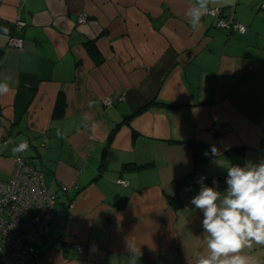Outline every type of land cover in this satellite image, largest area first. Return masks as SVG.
<instances>
[{"label":"crops","instance_id":"0c3cea01","mask_svg":"<svg viewBox=\"0 0 264 264\" xmlns=\"http://www.w3.org/2000/svg\"><path fill=\"white\" fill-rule=\"evenodd\" d=\"M262 3L211 0L239 32L209 14L193 30L185 12L196 0H0V183L26 141L21 155L55 196L36 264H132L129 242L137 264L207 255L203 212L190 203L200 185L180 186L178 208L170 198L204 146L219 154L191 179L222 194L236 160L264 161ZM239 254L264 264V245Z\"/></svg>","mask_w":264,"mask_h":264},{"label":"clouds","instance_id":"9594fccd","mask_svg":"<svg viewBox=\"0 0 264 264\" xmlns=\"http://www.w3.org/2000/svg\"><path fill=\"white\" fill-rule=\"evenodd\" d=\"M210 3L211 0H196L185 12L193 30H197L201 18L210 13ZM8 91V85L0 83V95ZM26 148L25 141L13 152ZM218 154L215 146L204 153L208 157ZM204 179H198L199 191L190 201L195 209L203 212L207 245V255L197 254L196 264H257L253 257L239 253L245 247L251 248L253 243L264 245V161L247 162L243 167L229 166L224 194L216 186L205 185ZM127 248L134 254L132 264H137L141 255L139 247L129 242Z\"/></svg>","mask_w":264,"mask_h":264},{"label":"built area","instance_id":"2783aa9c","mask_svg":"<svg viewBox=\"0 0 264 264\" xmlns=\"http://www.w3.org/2000/svg\"><path fill=\"white\" fill-rule=\"evenodd\" d=\"M261 6L264 7V3ZM210 9L209 15L216 18V28L246 31L244 25L234 20L228 21L219 8ZM85 19L86 15L81 14L78 22ZM24 25L22 20L17 19L15 22L16 29ZM22 43L20 36H11L7 46L21 49ZM103 103L110 105L109 98H105ZM24 142L20 141L15 146ZM13 161L9 178L0 183V243L3 246L0 264H36L40 249L35 242L50 234L55 196L47 191L43 172L30 164L21 152H17ZM219 180L220 177L211 176L208 182L215 185ZM199 185L195 178L191 179L181 187L180 193L191 192ZM25 214H28L26 218Z\"/></svg>","mask_w":264,"mask_h":264},{"label":"trees","instance_id":"16d2710c","mask_svg":"<svg viewBox=\"0 0 264 264\" xmlns=\"http://www.w3.org/2000/svg\"><path fill=\"white\" fill-rule=\"evenodd\" d=\"M204 147L206 149L205 152L210 151V149H211V148L207 149V146H204ZM204 153H195L194 154V172L192 174H190V175L182 177L181 179H179L176 182L175 185H176V190L177 191H176L175 195L170 198V203H172L174 208H178V206H179L178 191H179L180 186L183 185V184L189 183L191 178L194 177L193 175L201 176V175L204 174L205 168L207 166V162L212 158V157L205 156ZM240 162H241L240 160L239 161L236 160L234 162V165L239 164L240 166H242V164Z\"/></svg>","mask_w":264,"mask_h":264}]
</instances>
